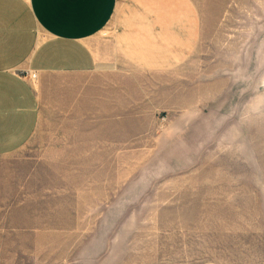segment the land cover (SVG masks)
Wrapping results in <instances>:
<instances>
[{
	"label": "rangeland",
	"instance_id": "rangeland-1",
	"mask_svg": "<svg viewBox=\"0 0 264 264\" xmlns=\"http://www.w3.org/2000/svg\"><path fill=\"white\" fill-rule=\"evenodd\" d=\"M91 48L0 154V264H264V0H116Z\"/></svg>",
	"mask_w": 264,
	"mask_h": 264
},
{
	"label": "crops",
	"instance_id": "crops-1",
	"mask_svg": "<svg viewBox=\"0 0 264 264\" xmlns=\"http://www.w3.org/2000/svg\"><path fill=\"white\" fill-rule=\"evenodd\" d=\"M115 7L116 0H0V154L28 142L53 92L67 103L83 87L97 66L91 45ZM23 71L36 73L34 84Z\"/></svg>",
	"mask_w": 264,
	"mask_h": 264
},
{
	"label": "built area",
	"instance_id": "built-area-1",
	"mask_svg": "<svg viewBox=\"0 0 264 264\" xmlns=\"http://www.w3.org/2000/svg\"><path fill=\"white\" fill-rule=\"evenodd\" d=\"M21 74H23L25 77H27L28 80L31 81V82H35L36 81L37 75L34 72L23 71V72H21Z\"/></svg>",
	"mask_w": 264,
	"mask_h": 264
},
{
	"label": "bare ground",
	"instance_id": "bare-ground-1",
	"mask_svg": "<svg viewBox=\"0 0 264 264\" xmlns=\"http://www.w3.org/2000/svg\"><path fill=\"white\" fill-rule=\"evenodd\" d=\"M33 84H34V82H33Z\"/></svg>",
	"mask_w": 264,
	"mask_h": 264
}]
</instances>
